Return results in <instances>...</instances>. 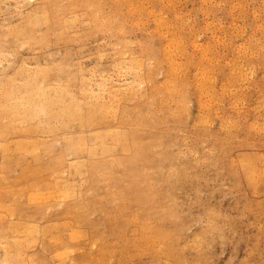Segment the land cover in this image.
Listing matches in <instances>:
<instances>
[{"label": "rangeland", "instance_id": "374dc122", "mask_svg": "<svg viewBox=\"0 0 264 264\" xmlns=\"http://www.w3.org/2000/svg\"><path fill=\"white\" fill-rule=\"evenodd\" d=\"M42 2L43 0H0V82L16 75L18 77L21 67L22 70H31L37 65L48 64L55 73L59 72L60 78L74 72L76 79H84L89 90H105H99L105 102L112 94L122 96L128 91L133 93L135 70L146 76V81L138 84L144 90L152 82L159 83L164 76V68L157 64V59L168 38L165 32H161L160 28L158 30L159 25L155 21V14L160 12L166 17L182 48L173 56L175 61L185 65L181 72L182 80L202 72L204 74L200 75L212 80L208 79L213 85L211 92L202 101L195 94L192 84H184L187 96L182 100L183 104L171 98L164 105L169 110L165 107L164 111L153 114L151 124H146L148 128L134 124V127L142 129L143 133L140 134L145 137V141L152 144L147 157L150 159V166L145 163L147 159L140 160V163L151 174L150 188L156 185V191L151 190L152 198L148 201L150 206L153 204L151 214L156 219L163 220L160 229L166 231L165 245H169L171 250L167 256L156 254L157 246H154L152 252H134L132 246H126L123 242L128 233L138 234V228L130 224L127 230L122 225V218L118 217L119 211L114 220L106 211L107 206L105 209L99 207L100 211H94L90 219L95 220L101 229L106 228L105 233L109 235L106 241L112 248L121 251L123 259L115 258L117 262H113L264 264V0H149L146 9L123 18L127 28L124 33L121 29L118 32L108 30L106 25L82 26L78 22V26L73 29H63L62 37L57 38L54 36L58 32L57 27L55 31L39 33L44 24L38 20L37 25L35 24L37 28L32 31L36 39L21 42L14 48L12 39L8 40L6 37L7 28L14 25L26 33L29 18L41 13ZM51 5L52 2L49 3ZM105 6L108 7V4ZM28 12L30 13L27 15ZM41 36L45 39H39ZM201 48L210 49L206 51V54L209 53L208 60ZM124 57H127L124 64H119V60ZM140 58H143L142 61ZM137 60L142 62V68H138ZM79 85L80 82L76 81L74 88ZM140 105L138 111L145 114L146 103ZM178 105H184L185 108L177 109ZM109 121H106L107 124L105 122L107 126L104 127L110 126ZM157 123L160 124L159 127L156 126ZM126 127L129 130L134 128L131 124ZM146 131L151 132L148 134ZM120 166L116 168L117 173H123L128 168L127 164ZM171 167L174 169L171 170ZM73 177L76 181L79 179V176ZM85 194L91 199L90 192ZM96 194V201H90L91 205L98 202V205L105 204L110 197L108 192H104V195L101 192ZM34 221L38 226L50 223L42 215H36ZM83 227V231L89 230L87 224ZM121 231L124 232L123 236L120 235ZM90 246L87 241L79 246L80 249L78 246L74 247L67 259L70 263H66L100 264L101 261L91 257ZM2 251L0 243V256ZM27 251L37 256L41 252V246L39 243L35 244ZM133 253L135 256H132ZM45 261V264H62L50 254H46L42 262ZM42 262L35 260L33 264Z\"/></svg>", "mask_w": 264, "mask_h": 264}, {"label": "bare ground", "instance_id": "6f19581e", "mask_svg": "<svg viewBox=\"0 0 264 264\" xmlns=\"http://www.w3.org/2000/svg\"><path fill=\"white\" fill-rule=\"evenodd\" d=\"M50 2H52L51 6H49ZM148 2L149 0H43L41 13L35 14L37 17L29 18L27 32L13 25L12 28H7L6 37L8 40L12 39L11 43L14 44V48L21 42L35 40L36 36L33 37L32 31L37 28L35 24L38 20L44 24L39 33L55 31L57 27L58 32L54 34L57 38L62 37L63 29H73L78 24L82 26L106 25L108 30L118 32L121 29L124 33L127 28L124 26L123 18L146 9ZM106 4L108 7L105 6ZM148 11H150L149 8ZM155 17L156 20L152 19L159 25L158 30L160 28L168 38L166 46L157 59V64L164 68V76L159 83L152 82L144 90H141L138 84L146 81V76L135 70L133 93L128 91L122 96L112 94L105 102L99 92V90H105H89V85L86 86L84 79H76L74 72H69L60 78L59 72L55 73L48 64H36L37 66L30 68L31 70H22V67H18L20 68L18 77L15 74L16 76L7 81L0 82V243L3 249L0 264H33L35 260L42 262L46 254H50L62 264H67L71 250L77 246L79 248L87 241L91 244V257L101 261L100 264H115L117 258H122L121 251L115 250L106 241L109 236L106 234V228L101 229L95 220L90 219L94 211L105 209V206L109 209L106 211L114 220L117 219V211H119L118 217L122 218L124 221L122 225L127 230L130 224L138 228V234L128 233L124 239V245L132 246L134 252L137 251V253L142 250L152 252L154 246H157L156 254L168 255L171 249L169 245H165L164 240L167 233L163 228L160 229L163 220L160 221L151 214L153 204L150 206L148 201L152 198L151 190L155 189L156 185L150 188L151 174L140 163V160L147 159L150 155L148 151L152 144L145 141V137L143 138L140 134L142 129L134 127V124L136 123L141 128L146 124L150 125L152 115L164 111L166 107L164 105L171 98L183 104L182 100L187 96L184 88L187 84L193 85L200 101L205 99L203 97L208 92H211L213 85H211L210 78L200 75L204 74L203 72L193 75L190 79L182 80L181 72L185 65L178 63L173 57L175 53L182 50L180 43L163 13L155 14ZM23 24L20 25L23 26ZM39 39L42 40L45 37L41 36ZM208 48H201L206 58L209 54L206 53L210 50ZM126 58H121L119 64L123 65ZM140 59L142 61L143 58ZM141 61H136L138 68L143 66ZM76 81L80 82L78 88H74ZM143 103L147 106L145 114L138 111L139 105ZM181 108H185L184 105H178L177 109ZM166 110L169 108L166 107ZM106 121L111 123L109 127H104L107 126ZM128 124L133 125L134 128L127 129ZM158 125L160 124L157 123L156 126ZM151 126L153 128V125ZM145 135L147 136L146 133ZM149 160L147 159L145 163L150 166ZM122 164L128 165L127 170L117 173V167ZM172 168L171 170L174 169ZM73 176H79L77 179L80 183H77L78 180L76 181ZM86 192H90L91 199L87 198ZM98 192L102 194L108 192L110 195L108 201L106 200L105 204L101 201L102 204L98 205L100 203L98 202L91 205L96 201L94 198ZM103 197L101 199H104ZM36 215H42L50 220V223L43 226L35 225ZM85 224L89 229L87 231L82 230ZM123 233L120 235L123 236ZM38 243L41 246V252L34 256L27 250ZM133 254L132 256H135V253ZM45 263L46 261L41 264Z\"/></svg>", "mask_w": 264, "mask_h": 264}]
</instances>
